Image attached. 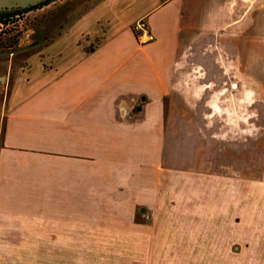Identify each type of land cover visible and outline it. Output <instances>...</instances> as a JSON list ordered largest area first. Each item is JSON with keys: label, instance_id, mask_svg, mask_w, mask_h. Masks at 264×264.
<instances>
[{"label": "crops", "instance_id": "obj_1", "mask_svg": "<svg viewBox=\"0 0 264 264\" xmlns=\"http://www.w3.org/2000/svg\"><path fill=\"white\" fill-rule=\"evenodd\" d=\"M236 1H60L53 37L1 91L0 264H77V221H153L167 241L173 221H236L239 201L254 216L253 134L209 119L238 80L217 60L244 41Z\"/></svg>", "mask_w": 264, "mask_h": 264}, {"label": "rangeland", "instance_id": "obj_2", "mask_svg": "<svg viewBox=\"0 0 264 264\" xmlns=\"http://www.w3.org/2000/svg\"><path fill=\"white\" fill-rule=\"evenodd\" d=\"M60 1L50 0L11 18H0V98L9 69L53 37L55 12L70 7L68 3L61 6ZM234 9L239 25L236 34L244 41L231 52L223 40L217 60L223 73L237 75L238 80L222 83L225 89L218 94V106L209 119L236 127L233 130L239 138L253 134L256 189L264 185L259 176L264 144V0H237ZM229 36V29H223V39ZM245 74L254 80H242ZM246 89H252L248 96ZM211 94L213 99L216 93ZM250 180L239 177V192L250 186ZM258 206L254 205L257 209L252 216L239 201L236 221H173L167 241L163 236L156 239L153 221H77V264H264V218L260 214L264 203Z\"/></svg>", "mask_w": 264, "mask_h": 264}, {"label": "water", "instance_id": "obj_3", "mask_svg": "<svg viewBox=\"0 0 264 264\" xmlns=\"http://www.w3.org/2000/svg\"><path fill=\"white\" fill-rule=\"evenodd\" d=\"M50 0H0V12L27 10L47 3Z\"/></svg>", "mask_w": 264, "mask_h": 264}, {"label": "built area", "instance_id": "obj_4", "mask_svg": "<svg viewBox=\"0 0 264 264\" xmlns=\"http://www.w3.org/2000/svg\"><path fill=\"white\" fill-rule=\"evenodd\" d=\"M132 31L139 45H144L153 38L148 30L147 23L144 18H139L133 23Z\"/></svg>", "mask_w": 264, "mask_h": 264}, {"label": "flooded vegetation", "instance_id": "obj_5", "mask_svg": "<svg viewBox=\"0 0 264 264\" xmlns=\"http://www.w3.org/2000/svg\"><path fill=\"white\" fill-rule=\"evenodd\" d=\"M23 11H25V10H16V11H12V12L11 11H2V12H0V18L5 20L8 18H11L12 16L19 15Z\"/></svg>", "mask_w": 264, "mask_h": 264}, {"label": "trees", "instance_id": "obj_6", "mask_svg": "<svg viewBox=\"0 0 264 264\" xmlns=\"http://www.w3.org/2000/svg\"><path fill=\"white\" fill-rule=\"evenodd\" d=\"M46 4V3H45Z\"/></svg>", "mask_w": 264, "mask_h": 264}]
</instances>
